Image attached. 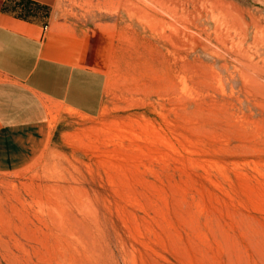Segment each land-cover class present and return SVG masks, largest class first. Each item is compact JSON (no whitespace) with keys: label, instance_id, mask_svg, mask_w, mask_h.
Masks as SVG:
<instances>
[{"label":"rangeland","instance_id":"obj_1","mask_svg":"<svg viewBox=\"0 0 264 264\" xmlns=\"http://www.w3.org/2000/svg\"><path fill=\"white\" fill-rule=\"evenodd\" d=\"M103 55L100 114L51 105L0 173V264H264V0H56Z\"/></svg>","mask_w":264,"mask_h":264},{"label":"crops","instance_id":"obj_2","mask_svg":"<svg viewBox=\"0 0 264 264\" xmlns=\"http://www.w3.org/2000/svg\"><path fill=\"white\" fill-rule=\"evenodd\" d=\"M56 0H0V173L25 167L50 106L93 118L107 78L92 36L60 19Z\"/></svg>","mask_w":264,"mask_h":264}]
</instances>
